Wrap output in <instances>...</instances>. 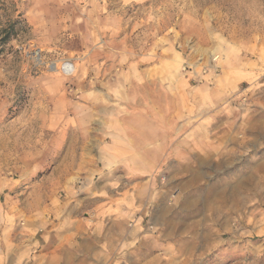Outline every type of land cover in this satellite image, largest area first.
<instances>
[{"label":"rangeland","instance_id":"rangeland-1","mask_svg":"<svg viewBox=\"0 0 264 264\" xmlns=\"http://www.w3.org/2000/svg\"><path fill=\"white\" fill-rule=\"evenodd\" d=\"M239 70L255 80L234 87ZM105 108L168 143L177 114L214 117L224 153L152 173L180 175L160 180L199 258L178 263L264 264V0H0V226L43 221L102 175L82 148Z\"/></svg>","mask_w":264,"mask_h":264},{"label":"crops","instance_id":"crops-1","mask_svg":"<svg viewBox=\"0 0 264 264\" xmlns=\"http://www.w3.org/2000/svg\"><path fill=\"white\" fill-rule=\"evenodd\" d=\"M83 37L88 41L87 33ZM233 78L230 83L235 87L244 79L253 82L256 72L239 70ZM115 110L103 109L105 122L89 124L106 140L100 136L82 148V161L101 165L102 175H86L80 195L72 198L70 192L71 201L49 208L43 221L22 227L6 221L0 226V264H179L180 259L199 258L181 251L180 218H175V202L168 203L171 189L160 180L180 175L152 173L154 165L164 161L191 163L197 156H208L212 162L213 152L227 149L226 136L216 133L214 117L198 118L192 111L183 115V124L177 114L171 143L161 136L149 141L144 129L136 140ZM220 114L225 116L223 109ZM252 129L258 133L261 123L253 120Z\"/></svg>","mask_w":264,"mask_h":264},{"label":"bare ground","instance_id":"bare-ground-1","mask_svg":"<svg viewBox=\"0 0 264 264\" xmlns=\"http://www.w3.org/2000/svg\"><path fill=\"white\" fill-rule=\"evenodd\" d=\"M71 68H72V67H71L68 63H64V65H63V69H64L65 72L70 71Z\"/></svg>","mask_w":264,"mask_h":264}]
</instances>
